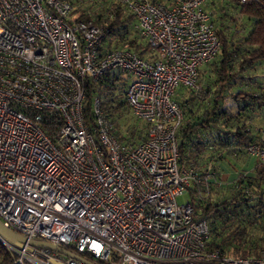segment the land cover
<instances>
[{"label": "built area", "instance_id": "built-area-1", "mask_svg": "<svg viewBox=\"0 0 264 264\" xmlns=\"http://www.w3.org/2000/svg\"><path fill=\"white\" fill-rule=\"evenodd\" d=\"M109 1L132 15L148 57L111 46L93 20L72 19L69 0H0V221L98 264H264V250L242 257L210 246L207 219L176 198L211 192L213 177L180 161L174 99L178 87L199 89L198 69L219 51L209 0ZM111 71L128 78L125 105L146 124L137 143L117 138L99 97L95 126L86 116V80ZM258 133L246 152L264 163V124ZM0 242L13 264H83Z\"/></svg>", "mask_w": 264, "mask_h": 264}, {"label": "trees", "instance_id": "trees-1", "mask_svg": "<svg viewBox=\"0 0 264 264\" xmlns=\"http://www.w3.org/2000/svg\"><path fill=\"white\" fill-rule=\"evenodd\" d=\"M69 1L73 8L76 5L72 19L93 20L110 30L111 46L130 49L141 57L151 53L138 37L132 15L119 3L107 0V8L97 12L83 9L84 0ZM222 1L213 9L218 14V53L198 69V90L178 87L174 95L183 110L178 130L180 161L213 177L208 197L196 201L194 190H189L194 216L208 221L209 245L231 256L254 257L264 248V163L255 159L249 174L240 173L223 186L216 166L229 158L243 162L249 156L246 147L262 141L258 130L264 124V0ZM212 2L215 6V0ZM239 18H244V24L233 28ZM257 70H261L260 76H256ZM127 82L118 71L105 73L98 81L87 79L84 110L95 126L92 102L99 97L117 138L137 143L145 138L146 124L124 117ZM15 261L16 256L0 242V264Z\"/></svg>", "mask_w": 264, "mask_h": 264}, {"label": "crops", "instance_id": "crops-1", "mask_svg": "<svg viewBox=\"0 0 264 264\" xmlns=\"http://www.w3.org/2000/svg\"><path fill=\"white\" fill-rule=\"evenodd\" d=\"M214 0H209V2L205 5L206 10L208 8L215 9L223 4L222 0H215V6H213ZM171 0L167 2L166 4H169ZM215 7V8H214ZM261 70L256 71V76H260ZM255 163V158L251 156H246L245 160L243 162L235 161L232 158L229 159H223L222 161L217 163V176L219 177V181L221 185L230 184L232 181H234L240 173H242L244 170H248L251 172V169L253 168V165Z\"/></svg>", "mask_w": 264, "mask_h": 264}, {"label": "water", "instance_id": "water-1", "mask_svg": "<svg viewBox=\"0 0 264 264\" xmlns=\"http://www.w3.org/2000/svg\"><path fill=\"white\" fill-rule=\"evenodd\" d=\"M0 235L2 237H4L5 239H7L9 242H11L12 244L16 245L17 247L20 248H24L27 245V249L29 251L33 250V247H39V248H45V249H49V250H54L57 251L60 254L65 255L66 257L78 260L80 262H82L83 264H98L95 262H92L90 260H87L85 258H83L82 256L73 253L61 246H57L48 242H44V241H39V240H30L28 241L27 238L21 236L20 234L12 231L11 229L5 227L3 225V223L0 221ZM51 263L53 264H65L63 262L51 259L50 260Z\"/></svg>", "mask_w": 264, "mask_h": 264}, {"label": "rangeland", "instance_id": "rangeland-1", "mask_svg": "<svg viewBox=\"0 0 264 264\" xmlns=\"http://www.w3.org/2000/svg\"><path fill=\"white\" fill-rule=\"evenodd\" d=\"M163 1H165V0H163ZM108 5H109V2L107 0H84L83 4H82V8L85 9V10H89L90 9V10L99 12V11H104L107 8ZM74 6H75L74 8H76V5H74ZM211 6L207 10L211 13L214 26L217 28L218 27L217 26L218 25V17H217L218 14L213 9H211ZM244 21H245L244 18L243 19L239 18V20H236L237 26H234L233 28H240L241 24H244ZM123 114H124V117H125L126 120H128V121L132 120L134 122H138V120L135 119L131 115V113L129 112L128 109L123 110ZM242 173L249 174L250 171L244 170ZM176 198H177V202L179 204H185V203L191 201V197H190L188 192H185L184 194L179 195ZM260 234H262V233H260ZM261 250H264V248L261 249Z\"/></svg>", "mask_w": 264, "mask_h": 264}]
</instances>
